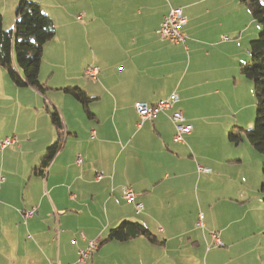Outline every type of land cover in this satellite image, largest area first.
I'll list each match as a JSON object with an SVG mask.
<instances>
[{
  "label": "crops",
  "instance_id": "0c3cea01",
  "mask_svg": "<svg viewBox=\"0 0 264 264\" xmlns=\"http://www.w3.org/2000/svg\"><path fill=\"white\" fill-rule=\"evenodd\" d=\"M19 1L1 0L6 30L15 28ZM35 1L56 27L43 58L56 50L69 56L76 50L75 30L82 28L79 2ZM100 1L102 34L111 41H94L93 58L87 63L75 59L58 65L59 77L42 60L39 78L45 93L16 86L0 66V87L30 108L14 109L11 128L0 133V144L9 137L17 140L6 148L0 145V264H207L212 254L210 246L207 254L208 241L230 255L223 264H254L249 254L256 251L263 264L259 246H264V212L234 213V199L246 200L242 189L247 178L237 174L239 169L235 175L228 172L225 187L238 192L224 194L218 170L242 162L253 151L260 153L245 140L234 144L229 138L233 146H242L234 156L216 158L212 151L231 127L230 110L244 109V115L249 109L230 102L231 97L237 100L238 82L245 83L241 69L250 64V42L261 31L245 0ZM94 6L91 2V17ZM173 7H181L187 19L184 43L156 33ZM91 65L100 69L98 79L86 76ZM67 87L81 88L91 99L87 106L66 93ZM172 94L179 98L173 109L141 121L136 103L155 105ZM177 110L193 127L182 142L173 139L170 117ZM55 111L63 122L62 136L51 121L50 112ZM246 119V125L253 123V111ZM60 139L59 150L45 165L47 149ZM202 183L210 185L206 202L199 195ZM122 186L134 190V203L122 197ZM260 193L264 197L262 185ZM195 199L205 207L230 202L229 209L224 203L217 217L210 216L218 223L214 233L222 245L211 237L203 213L201 225L200 214H190ZM137 203L142 204L140 211ZM28 211L34 214L27 217ZM124 221L144 226L158 243L143 236L105 241ZM90 241L99 248L80 263Z\"/></svg>",
  "mask_w": 264,
  "mask_h": 264
},
{
  "label": "trees",
  "instance_id": "16d2710c",
  "mask_svg": "<svg viewBox=\"0 0 264 264\" xmlns=\"http://www.w3.org/2000/svg\"><path fill=\"white\" fill-rule=\"evenodd\" d=\"M245 4L261 27L259 36L250 42V64L241 69L242 74L251 80L254 86L256 120L251 129L239 128L245 137L232 131L229 134V140L234 144L246 140L264 159V0H245ZM55 33L56 27L53 20L35 0H20L16 9L15 28L5 30L0 0V66L4 68L9 79L16 86L31 87L40 93L46 92L47 87L40 81L39 74L44 47L54 38ZM63 90L85 107L91 100L81 88L67 87ZM50 114L52 123L62 136V119L57 111ZM60 143L61 139L47 149L45 165L56 155ZM262 174V193L264 194V162ZM138 236H143L152 243H158V239L147 228L130 221H124L118 227L112 228L105 241H126Z\"/></svg>",
  "mask_w": 264,
  "mask_h": 264
},
{
  "label": "rangeland",
  "instance_id": "374dc122",
  "mask_svg": "<svg viewBox=\"0 0 264 264\" xmlns=\"http://www.w3.org/2000/svg\"><path fill=\"white\" fill-rule=\"evenodd\" d=\"M46 1L48 4L51 5L54 3L55 0H46ZM77 1L79 2V5H78L79 13L83 17V20L79 21L78 23L81 24L83 29L81 28V29L75 30L76 34H75L74 43L77 42L75 44L76 50L72 49V52L69 56L65 54H61V52L57 50L54 52L50 51L43 58V63L45 64V67H47L49 71L53 69L58 77L60 73V71L58 70V65L62 66L61 65L62 63H69L75 59H77L79 63H82V62L87 63L89 60L93 58V50H94L93 46H95L94 41L96 40H99L100 42L111 41L109 35H107L106 33L104 35L102 34L103 28H104L102 21H104V18L102 14L101 1L100 0H77ZM91 2H94V5H95L94 8L92 9V17L90 15V9H89ZM173 8H181V7H173ZM84 11H87L89 13L88 17H87V14L84 13ZM93 15L95 16V18L91 20V18H93ZM7 19L9 21L12 20V13L7 15ZM90 23L92 24L89 25ZM86 27H88L89 29L87 30ZM91 27L94 28V33L92 32ZM91 66H94V65H91ZM241 78L243 79L245 83L238 82V89L235 94L237 96V100L235 99V97H231L230 102L235 101L239 103V105L241 106L248 105L249 109L245 111L247 112V114H244V115L242 113L244 109L242 110V112H239V113L237 109L230 110L231 112L230 114L232 115L231 116L232 118L231 127L227 129L223 137L217 138V144H216L217 147L216 149H212V151L216 153L215 155H213L216 158H222L223 156L229 153H231L234 156L233 152L237 149H238L237 151L239 152L242 149V146H240V148L233 146L228 140L229 134L232 133V131H236L239 135H242L243 137H245L243 132L240 131L239 128H243L245 130L251 129L253 128L254 122L256 120L255 93H254V90L253 91L249 90V87H251V85L253 89V84L251 81L246 80L242 74H241ZM7 92L8 91L5 86L0 87V133H4L6 130L11 128L12 123H13V118H14V109H30L28 106H25L22 102H17V100L14 97H11L9 93ZM250 95L251 97H253L254 101L250 98ZM252 111H253V123L251 125H246L245 122L248 121V119H246L247 115L251 113ZM234 112H237V113H234ZM22 115H23V112H22ZM236 119L239 122L243 121L244 122L243 125H236L235 123ZM253 153H254L252 154L253 156H245L242 159L243 160L242 162L231 163V164L228 163L227 165H222L221 167L218 168L219 172L221 173L224 179V181H222V192L224 194H235V192H238V190L236 191V187L233 190L226 189L225 181H227L228 172L232 175H235L237 169H239L237 171V174H241L247 178V186L243 187L244 189H242L246 191L247 193L246 200L239 201L237 199H234V202L236 201L238 202V205L235 206V211H234V213H236L237 215H241L245 209L249 210V214H254V212H257V210H262V212H264V202H263L264 197H262L260 193V188L262 185L263 158L260 154H257L254 151ZM209 186H210L209 184H205V183H202L200 186L199 195L202 199H204L205 202L206 200L204 196L210 194ZM123 187L124 186H122L121 188ZM204 187H206V189H204ZM259 200L261 202H259ZM224 203L225 202L223 201L216 202V203H212L210 207L209 206L205 207V203L203 205L201 201L196 200V205L194 203H190L189 205L190 214L191 212H193L194 217H197L200 213H203L205 215V219H206L205 222L207 221L208 223L207 230L211 232V237H212L213 232H216L219 230L214 229V226L217 225L218 223L210 216L214 215L215 217H217L221 209H223L221 207ZM225 204L227 205V208L229 209L230 202H226ZM207 208H210L208 209V212H207ZM201 217H202V214L199 215L197 222L200 220ZM222 217L223 218L226 217V212L222 213ZM206 237L208 240V236ZM221 245H222V242H221ZM209 246L211 247L210 249H212L211 250L212 254L208 258L207 264H219V263L223 264L230 259V255L227 252L220 251L219 248L212 246V244H210L209 241L206 246L207 254L209 253V250H208ZM259 247H261V249L264 250V246H259ZM260 254H261L260 251H256L254 253L249 254V257L251 255L253 256L252 262L254 264H259L261 262L262 259L260 258Z\"/></svg>",
  "mask_w": 264,
  "mask_h": 264
},
{
  "label": "built area",
  "instance_id": "2783aa9c",
  "mask_svg": "<svg viewBox=\"0 0 264 264\" xmlns=\"http://www.w3.org/2000/svg\"><path fill=\"white\" fill-rule=\"evenodd\" d=\"M187 23L186 17L183 15L182 8H172L170 11L165 15L161 25L157 29L156 33L159 38L168 40L172 43H184L186 41V33L184 32V26ZM224 37L223 39H225ZM86 75L92 79H97L100 69L96 66H89L86 71ZM179 100L176 94H172L170 97L161 100L155 105H149L145 102H138L136 103L137 113L141 119V121L149 120L154 118L158 113L164 112L167 110H171L174 107V104ZM171 120L175 126L176 133L174 135V142H182L183 138L186 134L191 133L193 127L190 123H188V119L184 116V114L180 111H174L171 115ZM16 138H6L1 142V147L6 148L10 145L16 143ZM78 163L81 162V158L79 157L77 160ZM206 172H210V169H204ZM101 177V174L98 175ZM122 195L123 198L126 199L130 203H134L136 201L137 195L131 187H123L122 188ZM136 209L140 211L142 209V204L137 203ZM34 211H28L25 215L32 216ZM199 225L202 224V217L199 220ZM213 239L215 240L216 244L221 245V241L219 235L217 233L212 234ZM99 248V243L96 241H90L88 243L87 249L81 251L79 262L85 263L88 261L90 256Z\"/></svg>",
  "mask_w": 264,
  "mask_h": 264
}]
</instances>
